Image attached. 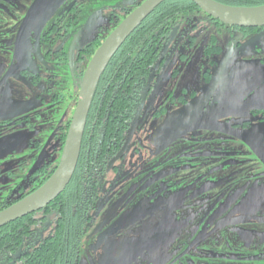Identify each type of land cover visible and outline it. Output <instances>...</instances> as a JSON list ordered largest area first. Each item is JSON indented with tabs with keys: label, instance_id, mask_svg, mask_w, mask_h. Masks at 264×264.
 I'll list each match as a JSON object with an SVG mask.
<instances>
[{
	"label": "flooded vegetation",
	"instance_id": "1",
	"mask_svg": "<svg viewBox=\"0 0 264 264\" xmlns=\"http://www.w3.org/2000/svg\"><path fill=\"white\" fill-rule=\"evenodd\" d=\"M58 1L0 0V56L10 61L0 76V210L55 172L90 60L145 0L103 6L109 18L85 45L79 0L51 12ZM157 8L104 70L64 191L0 227V264L38 263L77 169L76 264L88 229L106 264H264V25H231L196 4ZM197 110L207 127L191 128ZM176 127L187 132L166 140ZM25 136L34 148L20 151ZM25 152L27 166L16 165Z\"/></svg>",
	"mask_w": 264,
	"mask_h": 264
},
{
	"label": "water",
	"instance_id": "2",
	"mask_svg": "<svg viewBox=\"0 0 264 264\" xmlns=\"http://www.w3.org/2000/svg\"><path fill=\"white\" fill-rule=\"evenodd\" d=\"M164 1L166 0H145L142 2L118 24V26L108 35V37L97 49L85 71L80 97L70 123L62 156L57 169L52 174V176L37 190L15 204L0 210V227L36 210L44 208L64 191L72 179L77 167L88 114L91 108L96 87L104 70L109 64L111 58L126 41V39ZM191 1L209 15L231 25L243 27H256L264 25V5L233 6L219 2L217 0ZM33 9H31V14L28 20L31 18ZM223 111L220 110L216 116L220 117ZM199 112L200 111L197 110V115H195V117L197 118L196 121L198 123H195L196 125L193 124L191 127L193 129L205 128L208 126V121H210L206 120L199 122ZM171 119L172 118L170 117L163 126L171 122ZM163 126L155 131L153 135L155 139L157 138V135L160 136L163 133ZM185 132H187V130L179 131V129L176 127L173 132H168L169 135L166 134V140L168 138H173L174 135L178 137Z\"/></svg>",
	"mask_w": 264,
	"mask_h": 264
},
{
	"label": "trees",
	"instance_id": "3",
	"mask_svg": "<svg viewBox=\"0 0 264 264\" xmlns=\"http://www.w3.org/2000/svg\"><path fill=\"white\" fill-rule=\"evenodd\" d=\"M219 2L233 5V6H261L264 5V0H217ZM193 4L191 0H166L160 6L165 7H176ZM161 10H154L142 23L141 25L130 35L127 41L123 44L121 48L128 47L131 40L137 36L135 33L140 30L143 25L147 22L153 20V16L159 15ZM140 43L134 41L132 46H138ZM114 59V58H113ZM113 61V60H112ZM112 61L107 67L103 77L109 76V72L112 70ZM91 148V146H90ZM89 149V148H87ZM90 150V149H89ZM77 169L74 179L71 182L67 193L65 192L59 199L60 207L62 204V212L64 223L58 234L49 240L45 245V248L40 251L37 255V264H76L78 252H77V240L79 236V231L81 230V216L79 209L81 207L80 194H79V181H78ZM78 210V212L76 211ZM79 215H78V214Z\"/></svg>",
	"mask_w": 264,
	"mask_h": 264
},
{
	"label": "rangeland",
	"instance_id": "4",
	"mask_svg": "<svg viewBox=\"0 0 264 264\" xmlns=\"http://www.w3.org/2000/svg\"><path fill=\"white\" fill-rule=\"evenodd\" d=\"M67 1L68 0H59L58 4L54 5L55 7H53L51 12H55L61 9ZM133 1L134 0H79L78 6L82 9V20L86 21L85 23H87L86 24L87 26L84 25L86 28L80 38V45H85L86 42L91 40L98 33L99 24L104 23L109 18V14L110 11H112V8L103 9V6L131 5L133 4ZM32 30H33L32 26L27 29L26 35L23 40V47H25L26 41L28 42L26 47L33 45L31 39L33 35ZM9 63L10 61L7 58L0 56V76L5 72ZM13 78L14 77L10 78L9 81H11ZM69 99H70L69 100V115H70L73 108L74 99L73 98H69ZM34 121H36L35 124H37L38 126L40 121L37 119ZM52 125L54 127L57 126V122H53ZM35 137L36 136L34 134L31 135V139L33 138L35 139ZM31 139L28 136H25V139L21 142L19 150L23 151V150H28L30 148H34L32 144H30ZM27 156L28 155L25 152L24 155L21 153L20 156L16 157V165L19 163H23L24 166L26 167L28 163ZM18 171H20L21 175L24 173V170L19 169ZM180 243L181 241L179 242V244ZM105 247L102 245V243L98 242V238L94 234V232L91 229H88L84 235L82 242L80 264H106L108 252L105 249Z\"/></svg>",
	"mask_w": 264,
	"mask_h": 264
}]
</instances>
